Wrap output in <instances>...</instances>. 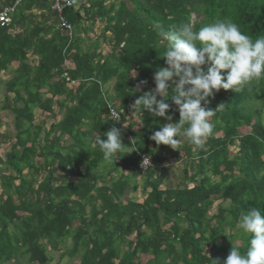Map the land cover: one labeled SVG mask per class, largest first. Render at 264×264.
I'll list each match as a JSON object with an SVG mask.
<instances>
[{
  "label": "trees",
  "instance_id": "16d2710c",
  "mask_svg": "<svg viewBox=\"0 0 264 264\" xmlns=\"http://www.w3.org/2000/svg\"><path fill=\"white\" fill-rule=\"evenodd\" d=\"M14 2L0 0V11ZM61 18L70 30L57 28L51 0H21L0 27V71L17 64L0 101L15 130L0 157V264L18 256L48 264V252L61 249L78 264H223L233 245L246 253L251 237L240 233L239 216L264 215V79L208 98L207 107L224 106L202 149L149 139L179 120L171 82L173 120L132 105L166 67L163 34L188 20L194 31L231 20L264 36V0H80ZM87 20L104 23L105 52L84 44ZM37 115L53 119L48 129ZM113 127L124 147L106 164L94 140ZM141 155L151 163L143 171ZM139 186L140 201L128 195Z\"/></svg>",
  "mask_w": 264,
  "mask_h": 264
},
{
  "label": "clouds",
  "instance_id": "9594fccd",
  "mask_svg": "<svg viewBox=\"0 0 264 264\" xmlns=\"http://www.w3.org/2000/svg\"><path fill=\"white\" fill-rule=\"evenodd\" d=\"M163 35L166 67L154 73L155 89L144 92L132 107L166 121L173 120V116L167 114L170 105L165 102L170 95L171 82L174 85L171 100L177 106L179 120L165 124L149 139L157 146L167 145L173 149L185 140L202 149L213 134L211 118L218 107L224 106L221 103L213 110L207 107L208 98L221 89L240 93L251 83L264 79V36L253 39L231 20H215L196 31L188 20ZM103 136L105 138L97 136L94 145L99 146L104 162L113 164L124 147L121 130L113 127ZM238 229L242 235L251 237L247 251L241 253L233 245L223 264H264V215L256 208L242 212ZM215 261L220 264L219 260Z\"/></svg>",
  "mask_w": 264,
  "mask_h": 264
},
{
  "label": "rangeland",
  "instance_id": "374dc122",
  "mask_svg": "<svg viewBox=\"0 0 264 264\" xmlns=\"http://www.w3.org/2000/svg\"><path fill=\"white\" fill-rule=\"evenodd\" d=\"M108 3L109 2H106V5H108ZM82 26L86 27V32L88 33V35L84 34V44L96 41L98 46L101 47V50H103V52H105L107 50V42H106V40H104L100 37V35H102V32H103L104 23L97 20L92 24V22L90 20H87V21L82 23ZM90 27H91V30H90ZM106 35L108 36L109 34H106ZM111 83L112 82H110L109 84L106 85V89L109 92H111ZM2 115H4V116H2ZM260 115L262 116V119L264 120V111H260ZM57 117L59 118L60 116H57ZM42 119L44 120V129H48L49 125L53 119L49 118V117L44 118L43 115H37L35 123L41 122ZM0 121L2 122L0 124V143H2V145L0 147V157L2 156L1 158L4 159V155H5L4 153H8L11 149L10 146L14 143L15 130H14V127L12 124L13 123V116L9 111H7L3 114L0 113ZM176 138L179 139V137H176ZM189 186H192V184H190ZM141 194H142V188H141V186H139L137 188L136 192L129 193L128 195L130 197H132L133 199L140 201L142 198ZM218 203H219L218 200L216 202H214V204L212 205V207L209 211V215H212L216 212ZM221 204L224 207L227 205L226 202L221 203ZM63 252H64L63 249H61L59 251H49L48 254H49L51 260L48 264H78L79 263L78 257L70 259V258L64 256L63 258H61L60 254ZM145 259L146 258H141V260H143V261ZM4 264H29V263L26 261L25 257L18 256V258L16 260H12V261H9V262L4 263Z\"/></svg>",
  "mask_w": 264,
  "mask_h": 264
},
{
  "label": "built area",
  "instance_id": "2783aa9c",
  "mask_svg": "<svg viewBox=\"0 0 264 264\" xmlns=\"http://www.w3.org/2000/svg\"><path fill=\"white\" fill-rule=\"evenodd\" d=\"M21 2V0H15L13 6L4 7L2 11H0V27L8 25L10 22V17L13 14L15 7ZM80 0H51V9L54 10L59 16V24L57 28L70 30V25L67 24L61 18V12L65 8H76L79 4ZM73 84L72 81H70ZM111 116L114 119L118 118L117 113H115L112 109H109ZM145 158V159H144ZM150 161L144 155H141V161L139 165V171L145 170L148 166H150Z\"/></svg>",
  "mask_w": 264,
  "mask_h": 264
},
{
  "label": "crops",
  "instance_id": "0c3cea01",
  "mask_svg": "<svg viewBox=\"0 0 264 264\" xmlns=\"http://www.w3.org/2000/svg\"><path fill=\"white\" fill-rule=\"evenodd\" d=\"M27 57H28V63H30L31 65H33V57H30L29 54H27ZM10 65V66H9ZM7 65V67L5 68V70H2L0 71V101L1 99L3 98V96L5 95V92H6V88H5V85L8 81H10L12 79V77L14 76V71L15 69L17 68V64L12 62L11 64ZM10 97H12V94H9ZM1 102H0V113H5L7 112L8 110H4V109H1ZM12 114V113H11ZM4 116V115H2ZM13 116V115H12ZM60 118V117H59ZM58 118V119H59ZM2 122L0 121V124ZM13 124V123H12ZM2 137V136H1ZM2 143H0V147H1Z\"/></svg>",
  "mask_w": 264,
  "mask_h": 264
}]
</instances>
